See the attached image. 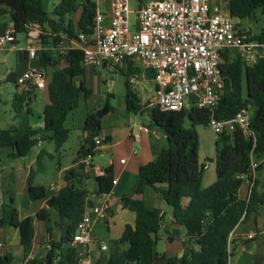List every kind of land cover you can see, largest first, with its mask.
<instances>
[{
    "label": "trees",
    "instance_id": "1",
    "mask_svg": "<svg viewBox=\"0 0 264 264\" xmlns=\"http://www.w3.org/2000/svg\"><path fill=\"white\" fill-rule=\"evenodd\" d=\"M55 1L49 12L44 8L43 0H0V18L9 14L14 35L26 33L29 25L37 24L41 28L38 36L41 44L50 40L56 45L62 40V35L66 39L77 40L80 33L86 36L92 33L96 10L94 0ZM79 7V17L73 22L71 15ZM257 9L264 14V0L227 1L228 14L235 20L250 18ZM252 37L264 41V28ZM62 57L66 64L58 66ZM39 63L44 68L48 65L53 67L46 86L49 102L42 110L43 124L39 128H28L18 138L13 137V127L0 129V148H8L7 156L11 158L25 156L40 140L53 141L54 150L59 151L69 134V129L64 126L68 114L78 105L81 94L87 97L91 92L83 80L77 79L83 74L79 48H70L57 57L50 49L42 48ZM123 63L118 70L124 76L125 106L132 113H142L143 105L129 81V77L140 73L142 67L132 58L124 59ZM219 67L224 85L214 114L218 118H231L240 108L250 105V135H244L240 128L215 135L213 162L216 177L211 184L202 187L206 164L199 159L196 125H206L209 110L195 105L180 110L153 106L147 126L161 131L167 146L161 148L153 160L138 167L134 186L137 195L151 187L171 207L173 220L167 239L173 241L184 237L182 244L186 251L181 256L158 252L155 248L156 234L164 212L158 207L148 206L143 199L123 195L120 202L134 213V222L125 224L116 239L117 249L104 259L102 257L100 264H230L229 241L233 228L246 221L264 201V192L260 193L258 189L259 179L250 173L252 162H257L256 171L261 168L257 160L264 155V59L247 65L235 50L227 49L221 55ZM7 79L13 81L10 76ZM30 92L14 94L12 108L15 114L24 108ZM108 96L112 94L108 93ZM104 104L108 110L112 109L107 99ZM186 117L189 118L188 125L184 124ZM82 130L74 161L96 154L95 138L101 131V118L93 112L88 113ZM108 139L105 136L103 142ZM44 156L43 152L39 153L36 168L29 170L26 192L31 201L44 200L45 205L34 214L21 217L11 197L1 204L0 228L11 226L17 229L22 258H26L23 264H78L80 254L78 246L73 243V233L85 206L92 204L88 199L90 192L73 180L74 168L71 167L65 173L66 184L46 198L44 185L35 181L43 170ZM101 171L94 177L96 187L91 192L93 195L106 194L111 190V167L105 166ZM244 183H247V190L241 194L240 187ZM183 197L188 198L185 205L181 203ZM53 215L59 222L58 239H54L49 224ZM35 220L47 222L45 231L49 248L41 258H27L35 237ZM12 260V253H0V264H10Z\"/></svg>",
    "mask_w": 264,
    "mask_h": 264
},
{
    "label": "built area",
    "instance_id": "2",
    "mask_svg": "<svg viewBox=\"0 0 264 264\" xmlns=\"http://www.w3.org/2000/svg\"><path fill=\"white\" fill-rule=\"evenodd\" d=\"M94 1L92 33L88 36L80 33L76 40V48L82 51V63L116 66L126 58L136 59L152 73L155 90L150 105L163 110H180L189 105L205 107L210 113L206 125L215 135L236 128L250 135V105L240 108L231 118H218L214 114L224 85L219 67L222 53L235 50L247 65L264 59V41L254 39L249 29L240 25V20L212 5L211 0H138L132 22L128 0H111L109 12L102 11L99 1ZM40 32L37 24H31L26 35L37 38ZM13 40V28L0 35V44ZM34 54L35 49L30 48L28 55ZM136 77L137 74L129 77L131 84ZM16 84L46 89L47 72L42 66L29 67L16 77ZM140 132L154 133V130L140 124L133 126L129 134L138 139ZM103 141L104 137L97 136L95 145L98 147ZM256 164L251 163L253 177ZM106 211L107 202L85 206L73 233V243L80 254L78 264H89L94 218L104 220ZM254 236L255 232L246 234L248 239ZM45 247L48 249L49 245ZM99 248L104 251L107 246L100 243Z\"/></svg>",
    "mask_w": 264,
    "mask_h": 264
},
{
    "label": "crops",
    "instance_id": "3",
    "mask_svg": "<svg viewBox=\"0 0 264 264\" xmlns=\"http://www.w3.org/2000/svg\"><path fill=\"white\" fill-rule=\"evenodd\" d=\"M45 1L49 4V8L51 9L56 2L54 0H43V2ZM98 1L100 9L104 12H109L111 0ZM80 11L81 7H79L78 10H76V12L71 15L73 22L78 19ZM8 29H12V22L9 14L6 13L2 18H0V35H2L5 30ZM29 38L34 40V42L25 41L22 43L15 34L13 41H5L0 44V86L5 88V84H2L4 82H13L15 85V88L11 92V106L15 93H22L24 91L27 92L29 90L31 91L29 96H27L25 99L24 108L19 113H14V123L4 127H13L14 138L20 137L28 128H39L42 126V110L43 107L49 102L46 89L38 90L36 88H30L29 86L18 85L16 84V77L29 67L40 66L39 54L42 48L50 49L53 53V56L57 57L58 54L64 55L70 48L78 47L77 41L75 39H66L63 35L62 40L56 45L52 44L50 40L45 44H41L39 40H37L38 37ZM30 48L35 49V54L33 57L28 55V50ZM65 64L66 61L64 57L60 58L58 66H64ZM123 64L124 63L122 62L121 66L116 65V70H118V67H122ZM138 65L141 66V64ZM111 67L112 71H114V67ZM45 70L47 72L48 83L53 67L48 65L45 67ZM8 76H10L13 81L8 80ZM80 76L77 79H81ZM132 85L138 93L139 98L144 99V101H141L140 99V102L143 103L148 100L150 103L155 90V83L149 70L142 68L141 72L137 74V77ZM86 98L87 97H84L83 94H81L78 105L81 101L86 100ZM88 113H91V111L88 110L82 115L83 123ZM140 114L141 113H132L128 111L124 102L123 105L112 106V109L107 110V112L102 116L101 131L98 136H108L109 139L98 146L96 153L107 156V161L105 164L98 165L96 162H94L93 159L96 154L89 159L82 158L79 161H74L73 159L68 167L63 168H60L59 160L57 159L56 162L59 166L57 167L56 175L54 173L53 177L48 178L47 181H45L44 176H40V174L36 176L35 181L44 185L47 198L66 184L65 173L63 174V171L73 167V174L75 175L73 176V180L76 183H80L81 186L87 188V190L90 192L88 199L91 201V205H100L104 202H107V211L104 220L96 219L93 216L95 221L93 224L91 243L89 244V264L102 263L105 257L116 250V239L121 235L125 224H133L134 222V213L128 208L123 207L120 202V198L123 195L129 196L131 198L143 199L145 203L146 199H149L151 204L148 206L158 207L164 212L161 226L156 234L157 239L160 238L164 241L165 249L162 252L168 256H181L186 251V247L182 244L184 237L174 239L173 241H169L167 239L168 230L172 228V209H164L163 204L165 202L161 199L159 194H157L151 187L146 188L140 195H137L134 192L138 167L153 160L159 153L160 149L167 146V140L165 136L157 128H152L154 133L140 132L138 139H134L130 136L129 132L133 126L149 124L144 123V121L141 120ZM68 115H70V113ZM69 119L72 118H68L67 116L64 126L70 130L71 125H69L68 122L71 120ZM82 127L83 124L81 129ZM81 134L83 136V131ZM43 141L45 140H40L35 145L38 147V149L34 150V146L25 156L20 158L8 157L7 153L9 149L0 148V214L1 204L3 202L9 201L11 197L14 200V205L17 197H21L22 200L24 199L23 202L26 201L25 195L27 193V175L31 168H36L37 155L43 152L47 161L54 158V156L52 157L51 153L42 147ZM48 154L50 156H48ZM210 160L213 161V158ZM257 161L261 164V168L256 171L255 177L259 179L260 183L258 185V189L259 192L262 193L264 192V155ZM205 164L207 167L204 170L209 169V165L207 163ZM105 166L111 167L112 180H115V183H112L110 192L102 195H93L91 192L96 187L94 177L100 174L102 172L101 170ZM215 177V170L214 172L206 171L203 174V179H206L205 182H207L206 184L208 185L215 180ZM4 186L6 187L7 200L4 197ZM246 190L247 183H244L240 187V193L245 194ZM23 192L24 194H22ZM187 202L188 198L183 197L181 203L185 205ZM33 204L34 203L27 204L26 211L24 213H21L19 208L16 205L15 206L19 210V215L23 217L34 214L37 209L45 205L44 200H40L39 207H34ZM53 218L59 228L58 219L54 215ZM101 221L105 223V227L100 226V224L103 223ZM104 231H106L107 235L102 237ZM248 232H255V236L252 239L246 238V234ZM41 233V238L44 240L43 231ZM56 233L57 234H55V236L53 235L54 239L59 238L60 229H58ZM15 236L18 238V232L16 228L11 226H4L0 228V243L2 245L7 246L11 244ZM100 243L106 244V250H100ZM16 245L17 249H20V254L22 256V248L19 244V239ZM39 246L40 248H38L36 242L33 241L32 249L29 254L31 256L36 255L35 257L41 258L44 255L43 246L45 245L39 244ZM123 247H126L125 244ZM229 251L230 264H254L253 256L257 253L264 254V201L246 221L239 222L233 228L230 234ZM4 252L9 251L7 250ZM4 252L0 251V253ZM99 258L101 259L98 260ZM20 262L21 261H18V263L16 262L15 264H19ZM263 262L264 261L260 263Z\"/></svg>",
    "mask_w": 264,
    "mask_h": 264
},
{
    "label": "rangeland",
    "instance_id": "4",
    "mask_svg": "<svg viewBox=\"0 0 264 264\" xmlns=\"http://www.w3.org/2000/svg\"><path fill=\"white\" fill-rule=\"evenodd\" d=\"M55 1V0H54ZM227 1L228 0H212V4L218 5L219 8L222 11H227ZM43 6L47 11H51L49 8V4L45 1L43 2ZM128 6L131 11L129 14V18L132 21H134L135 13L138 6V0H128ZM78 10V9H77ZM76 12V11H75ZM74 12V13H75ZM73 13V14H74ZM240 25L244 28H248L250 33L256 34L258 33L262 28H264V14L261 13L260 9L255 10L253 15L250 18H245L240 20ZM18 39L23 43L25 41H31L34 42V40L30 39L26 36L25 32H18L17 34ZM39 40V38L37 39ZM135 61L137 64H140L136 59ZM122 63L118 64V66H121ZM83 65V74L80 76V78L83 80L84 85L90 89V94L87 96L86 100H83L79 103L78 107L75 108L70 112V115H68V118L71 121L68 122L70 126L69 134L66 139V141L63 143L59 151L54 150V143L50 140H45L42 143V147L46 151L52 154V157L54 158L46 160V157L44 156L42 159L43 164V170L40 173V176H44V180L47 181L48 178L53 177L54 173L56 175L57 167L60 165V168L68 167L72 160L75 158L77 154V150L79 148V145L82 140V129L81 126L83 124L82 122V115L84 112L90 110L91 112L95 113L100 107L104 106L106 99L108 100V103L111 106H117V105H123L124 104V77L123 74L116 70L117 68L114 67V71H112V67L108 66L106 68H103L102 65L100 66H94L92 64H86L82 63ZM5 84V88L0 86V128H4L6 125H11L14 123V111L11 106V92L15 88V85L13 82L10 83H2ZM108 93H111L112 96H108ZM141 101H144L143 98H140ZM144 107V110L140 114L141 120L144 121V123L150 122V111L153 108V105H150L149 101H145L141 103ZM190 106V105H189ZM187 106V109L189 108ZM102 119V117H101ZM72 123V124H71ZM184 124H189V118L186 117L184 119ZM196 129L198 132V154L200 161H203L204 163H207L209 165V169L204 170L203 174L207 172H214V162L211 161L214 157V139L215 134L212 132V130L205 124H197ZM38 149V147H34V150ZM57 159L59 160V165L57 164ZM94 162H96L98 165H103L107 161V156L104 154L96 153L94 156ZM67 171V170H65ZM63 171V174L66 173ZM206 179H201V186L206 187L208 184L205 182ZM4 190V197L7 200V192L6 187H3ZM24 194V192L22 193ZM26 201L23 202L21 197H17L15 201V205L19 208L21 213H24L26 211V205L34 203V207H39L40 200H33L31 201L26 193L25 195ZM146 204L150 205L151 201L146 199ZM164 209H171L169 205L166 203L163 204ZM37 209V208H36ZM103 222V221H101ZM52 234L55 236L58 231V226L56 224V221L54 220L53 216H51V221L49 222ZM105 223L103 222L100 224L101 227H105ZM35 237L34 242H36L37 247L40 248L39 244L46 245L48 242V239L46 238V226L47 222L44 220H35ZM100 228V227H99ZM44 234V240L41 238L42 232ZM107 235L106 231L103 232V236L105 237ZM17 241L18 238L13 239V242L7 246L1 245L0 251H9L13 255V260L10 264H15L18 261H22L24 258H22L20 254V249H17ZM46 243V244H45ZM9 246V247H8ZM126 246V244H125ZM36 247V248H37ZM156 250L158 252H162L165 249V244L163 239L158 238L155 246ZM43 253L46 252V247L43 246ZM34 256V255H33ZM36 256V255H35ZM44 256V255H43ZM42 256V257H43ZM132 264V263H129Z\"/></svg>",
    "mask_w": 264,
    "mask_h": 264
},
{
    "label": "water",
    "instance_id": "5",
    "mask_svg": "<svg viewBox=\"0 0 264 264\" xmlns=\"http://www.w3.org/2000/svg\"><path fill=\"white\" fill-rule=\"evenodd\" d=\"M102 67L105 68L106 67V63L102 64ZM76 84H78V81H76ZM107 107L106 105L100 107L96 112L95 115L98 118H101L106 112H107ZM264 261V254L263 253H257L253 256V263L254 264H259L260 262Z\"/></svg>",
    "mask_w": 264,
    "mask_h": 264
}]
</instances>
